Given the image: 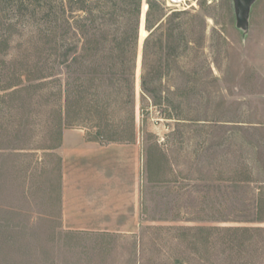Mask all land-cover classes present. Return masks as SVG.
I'll return each mask as SVG.
<instances>
[{
    "label": "rangeland",
    "instance_id": "374dc122",
    "mask_svg": "<svg viewBox=\"0 0 264 264\" xmlns=\"http://www.w3.org/2000/svg\"><path fill=\"white\" fill-rule=\"evenodd\" d=\"M148 1L160 5L151 10L152 24L163 21L149 44L148 64L166 57V49L153 43L176 24L171 55L155 83L158 102L141 87ZM145 3L134 137L143 154L137 232H82L64 225L58 152L63 130L81 127L102 142L131 138L123 127L111 121L107 126L111 116L76 111V64L0 72V264L264 259L256 252L264 237H248L240 247L237 230L264 227V0L252 5L247 31L236 25L234 0H199L198 7L178 12L167 11L161 0ZM199 36L201 47L194 43ZM15 80L18 86L5 89ZM114 108V123L124 124L123 108Z\"/></svg>",
    "mask_w": 264,
    "mask_h": 264
},
{
    "label": "trees",
    "instance_id": "16d2710c",
    "mask_svg": "<svg viewBox=\"0 0 264 264\" xmlns=\"http://www.w3.org/2000/svg\"><path fill=\"white\" fill-rule=\"evenodd\" d=\"M148 3L146 26L150 33L143 52L141 87L145 97L158 102L161 97L155 83L162 79L163 60L167 64L171 55L176 24H170L165 39L160 36L153 43L161 52L166 49V57L160 56L148 64L149 44L163 24H152L151 10L160 5L156 1ZM145 5L143 0H0V72L21 75L42 72L56 64L66 69L76 64V111L111 116L107 126L111 121L117 128L123 127L121 132H128L131 137L124 140L133 141L139 32ZM167 22L172 20L167 18ZM201 42L202 36L194 41L200 47ZM18 85L16 80L9 81L5 89ZM115 106L123 108L124 124L114 123ZM66 119L71 121L69 111ZM98 134L107 136L103 131ZM107 140L123 141L108 137ZM259 219L264 221V217ZM237 230L242 236L240 247L246 245L248 237L263 241L264 227ZM257 248V253L264 254L263 245ZM263 260L258 264H264Z\"/></svg>",
    "mask_w": 264,
    "mask_h": 264
},
{
    "label": "crops",
    "instance_id": "0c3cea01",
    "mask_svg": "<svg viewBox=\"0 0 264 264\" xmlns=\"http://www.w3.org/2000/svg\"><path fill=\"white\" fill-rule=\"evenodd\" d=\"M58 152L64 225L82 232H137L143 170L139 140L102 142L76 127L63 130Z\"/></svg>",
    "mask_w": 264,
    "mask_h": 264
},
{
    "label": "water",
    "instance_id": "95a60500",
    "mask_svg": "<svg viewBox=\"0 0 264 264\" xmlns=\"http://www.w3.org/2000/svg\"><path fill=\"white\" fill-rule=\"evenodd\" d=\"M256 0H234L235 13H236V25L238 28L244 31L248 30L249 18L252 9V5ZM149 34V33H148ZM141 43V39H140ZM142 54L138 56L137 63L140 62Z\"/></svg>",
    "mask_w": 264,
    "mask_h": 264
},
{
    "label": "built area",
    "instance_id": "2783aa9c",
    "mask_svg": "<svg viewBox=\"0 0 264 264\" xmlns=\"http://www.w3.org/2000/svg\"><path fill=\"white\" fill-rule=\"evenodd\" d=\"M199 0H161L162 6L170 12L185 11L198 7Z\"/></svg>",
    "mask_w": 264,
    "mask_h": 264
}]
</instances>
